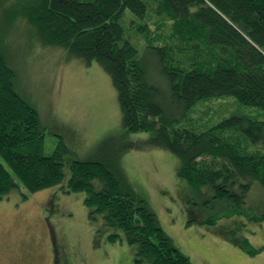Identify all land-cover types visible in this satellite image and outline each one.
<instances>
[{
    "label": "trees",
    "instance_id": "trees-1",
    "mask_svg": "<svg viewBox=\"0 0 264 264\" xmlns=\"http://www.w3.org/2000/svg\"><path fill=\"white\" fill-rule=\"evenodd\" d=\"M24 9L42 43L97 63L116 89L123 127L145 132L140 146L163 148L179 159L177 176L193 189L208 186L213 199L243 215L252 185L264 188V121L235 110L204 128L196 104L233 98L264 117V0H30ZM128 10L165 77L172 109L151 81L136 48L124 37ZM150 23L155 27L151 32ZM170 25L168 34L163 25ZM14 71L0 49V202L15 190L35 193L64 178L62 140L44 152L45 128L36 109L15 90ZM6 164V167L4 165ZM10 169V170H9ZM14 178L18 181L15 182ZM124 184V185H123ZM22 187V189H20ZM64 192L85 193L89 218L101 216L110 242L134 246V264H193L163 231L145 201L99 160L74 158ZM21 192V201L27 195ZM213 224V220H207ZM250 254L246 239L238 243Z\"/></svg>",
    "mask_w": 264,
    "mask_h": 264
},
{
    "label": "rangeland",
    "instance_id": "rangeland-1",
    "mask_svg": "<svg viewBox=\"0 0 264 264\" xmlns=\"http://www.w3.org/2000/svg\"><path fill=\"white\" fill-rule=\"evenodd\" d=\"M29 2L0 0V49L14 71L16 92L36 109L45 128L44 152L54 151L60 139L67 151L62 155L64 178L59 185L35 193L15 190L0 202V264H134V246L108 239L120 230L107 226L101 216L89 218L85 193L60 188L74 158L104 162L145 201L193 264H264V217L260 221L243 215L226 217L231 209L227 201L213 199L208 186L193 189L177 176L179 159L174 154L163 148L135 147L148 133L123 127L108 74L95 62L86 64L62 47L42 43L24 15ZM140 24L125 11L124 37L136 48L170 110L165 77L137 29ZM149 26L155 31L152 23ZM162 28V33L170 32V25ZM235 110L253 112L264 121L257 109L233 98L199 102L192 116L203 129L211 116L217 120ZM22 191L27 195L24 201ZM245 207L254 216H264V188L258 183L247 194ZM243 239L258 251L250 255L238 244Z\"/></svg>",
    "mask_w": 264,
    "mask_h": 264
}]
</instances>
